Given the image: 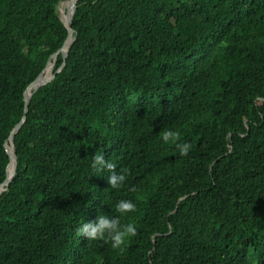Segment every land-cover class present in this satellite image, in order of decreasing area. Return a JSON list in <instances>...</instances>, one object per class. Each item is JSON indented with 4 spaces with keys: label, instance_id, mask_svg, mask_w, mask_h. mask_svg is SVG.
Returning <instances> with one entry per match:
<instances>
[{
    "label": "trees",
    "instance_id": "obj_1",
    "mask_svg": "<svg viewBox=\"0 0 264 264\" xmlns=\"http://www.w3.org/2000/svg\"><path fill=\"white\" fill-rule=\"evenodd\" d=\"M61 1L0 0V264H264V0H79L9 139L68 36ZM122 198L121 247L76 231Z\"/></svg>",
    "mask_w": 264,
    "mask_h": 264
},
{
    "label": "clouds",
    "instance_id": "obj_2",
    "mask_svg": "<svg viewBox=\"0 0 264 264\" xmlns=\"http://www.w3.org/2000/svg\"><path fill=\"white\" fill-rule=\"evenodd\" d=\"M159 138L164 143H174L179 155L185 156L190 151L192 145L179 141V133L173 129L165 127L159 132ZM91 167L94 169H107L106 176L108 186L113 189L118 188L125 181V172L117 171L116 165L105 160L103 153H93L91 157ZM114 211L119 215H107L98 212L94 219L83 220L76 228V231L89 240L103 239L110 243L112 248L121 247L126 237L134 236L137 229L133 223H121V217L136 208V204L130 199H119L114 204Z\"/></svg>",
    "mask_w": 264,
    "mask_h": 264
},
{
    "label": "water",
    "instance_id": "obj_3",
    "mask_svg": "<svg viewBox=\"0 0 264 264\" xmlns=\"http://www.w3.org/2000/svg\"><path fill=\"white\" fill-rule=\"evenodd\" d=\"M78 1L79 0H71V5L67 11V18L66 19L61 18L63 20L64 24L66 25L67 29H68V36H67L63 46L60 48V50L55 52L50 57V59L48 60L46 69L50 65V63L52 62V59L57 57L60 52L62 53L64 60L66 59L67 49L70 46V44L72 43V41L75 39V36H76V35L73 36V34L75 32V30L73 28V16H74V12H75ZM59 5H60V3H59ZM59 5H58V10H59ZM46 69L44 71H46ZM61 69L62 68L57 70V72H59ZM56 73H52L49 77L44 78V79L40 76V77H38L37 80H35L33 83H31L27 87L25 94H24V100H25L26 104H25V110H24L23 117L20 120V122L16 125V127L12 130V132L9 136V139L13 138L19 132V130L21 129V127L23 126V124L26 120V116H27V112H28V106H29L30 98H31L29 96V90L37 89L40 86L50 82L56 76ZM5 147H6V150L9 154V156H10V162L8 164V174H7L6 180L4 183L0 184V194H2L4 191H6L9 188V185H10V183H11V181H12V179L16 173L15 151L13 150L12 146L8 143V141L5 142Z\"/></svg>",
    "mask_w": 264,
    "mask_h": 264
},
{
    "label": "bare ground",
    "instance_id": "obj_4",
    "mask_svg": "<svg viewBox=\"0 0 264 264\" xmlns=\"http://www.w3.org/2000/svg\"><path fill=\"white\" fill-rule=\"evenodd\" d=\"M61 5V10L63 11V13L65 14V7L66 6H68V5H71V0H69V1H65V2H63L62 4H60ZM70 7V6H69ZM65 16V15H64ZM66 17V16H65ZM52 66H51V63H50V65L47 67V69H46V71H45V77L44 78H47V77H49L51 74H52ZM43 78V79H44Z\"/></svg>",
    "mask_w": 264,
    "mask_h": 264
},
{
    "label": "rangeland",
    "instance_id": "obj_5",
    "mask_svg": "<svg viewBox=\"0 0 264 264\" xmlns=\"http://www.w3.org/2000/svg\"><path fill=\"white\" fill-rule=\"evenodd\" d=\"M65 1H69V0H63V1L60 2V4H62V3L65 2ZM69 6H70V5H68V6L65 7V14H66V15H67V11H68ZM65 14H64L63 11L61 10V5H59V15L61 16L62 19H66V17L64 16Z\"/></svg>",
    "mask_w": 264,
    "mask_h": 264
}]
</instances>
